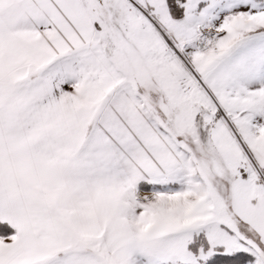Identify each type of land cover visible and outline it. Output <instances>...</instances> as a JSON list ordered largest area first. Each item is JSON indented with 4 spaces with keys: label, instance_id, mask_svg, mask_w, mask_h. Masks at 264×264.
<instances>
[{
    "label": "snow or ice",
    "instance_id": "1",
    "mask_svg": "<svg viewBox=\"0 0 264 264\" xmlns=\"http://www.w3.org/2000/svg\"><path fill=\"white\" fill-rule=\"evenodd\" d=\"M0 264H264V0H0Z\"/></svg>",
    "mask_w": 264,
    "mask_h": 264
}]
</instances>
